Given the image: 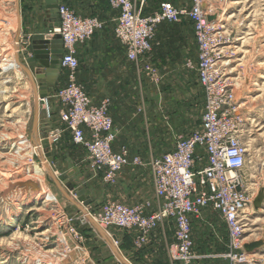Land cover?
<instances>
[{"label": "rangeland", "instance_id": "374dc122", "mask_svg": "<svg viewBox=\"0 0 264 264\" xmlns=\"http://www.w3.org/2000/svg\"><path fill=\"white\" fill-rule=\"evenodd\" d=\"M22 2L20 19L18 0H0V264H93L101 258L123 264L106 239L96 242L98 229L90 219L83 221L85 214L68 201L53 181L43 151H35L31 145L37 99L23 70L21 74L17 67L5 69L18 50L16 39L21 28L17 18L23 22L25 12ZM162 2L177 8L191 4V0H146L145 13L154 12ZM210 2L218 13L217 62L234 91L232 115L242 121L239 136L248 150L244 175L255 194L248 209L244 252L255 260L254 264H264V0ZM187 23L188 18L183 17L180 23L158 26L149 53L198 55L196 42L182 37ZM128 67L129 83L124 97L130 111L135 113L137 109L143 123L148 124L143 136L136 139L146 150L130 154V160L133 163L139 158L143 164H151L153 159L171 152L179 137L200 128L206 97L197 82L196 70L187 68L188 73L183 75L160 74L161 80L156 82L141 64L130 62ZM104 99L111 103L110 97ZM41 104L45 110L41 111L39 138L51 140L49 151L59 174L79 176L82 188L90 194L100 191V206L114 201L106 196L112 186L94 180L91 160L69 135L56 133L51 119L54 116L50 118L46 105ZM49 106L53 113L52 103ZM37 165L44 170L42 178L34 172ZM45 193L54 195L56 201L44 198ZM71 195L77 199L75 192ZM91 205L88 208L96 210ZM203 216L204 220L193 226L196 252L208 256L209 264H231L226 258L231 250L224 220L210 209ZM73 230L83 237L82 241L75 238ZM109 233L117 237L120 252L125 255V244L130 243L125 237L128 233L119 228H111ZM254 243L262 245L248 252L246 245ZM79 246L84 251L77 250Z\"/></svg>", "mask_w": 264, "mask_h": 264}, {"label": "built area", "instance_id": "2783aa9c", "mask_svg": "<svg viewBox=\"0 0 264 264\" xmlns=\"http://www.w3.org/2000/svg\"><path fill=\"white\" fill-rule=\"evenodd\" d=\"M110 4L119 11L115 34L126 48L128 60L141 64L156 82L161 80L160 73L149 53L156 29L164 22L180 23L183 17L188 18L194 27L198 55L196 61L186 62V68L196 70L206 103L200 128L179 137L171 152L152 160L154 201L136 205L107 201L97 210L87 208L89 217L109 232L111 228H119L133 234L137 249L149 243L156 229L172 221L176 229L173 260L200 264L193 226L203 221L205 210L210 209L222 217L228 230L231 252L226 258L231 264H254L255 260L244 252V246L248 209L255 194L244 175L248 150L239 136L242 121L232 115L234 91L217 62L218 18L213 22L208 20L210 15H218L216 9L210 0H192L188 8L162 2L156 11L145 15L146 0H110ZM104 26L99 18L80 16L69 4L60 2L59 26L51 31L49 38L59 35L63 40L60 68L67 72L66 84L56 94L59 120L64 126L56 133L69 132L74 144L87 151L96 175H102L104 182L114 187L122 170L131 164L130 153L125 146L115 147L110 100L93 102L79 81L77 57V46L91 40ZM41 103L47 105L51 118L49 101L41 100ZM133 164L143 163L137 158ZM154 202L156 210H153ZM89 217L85 214L83 221L88 222ZM72 233L82 241L77 232ZM77 250L84 248L79 246Z\"/></svg>", "mask_w": 264, "mask_h": 264}, {"label": "crops", "instance_id": "0c3cea01", "mask_svg": "<svg viewBox=\"0 0 264 264\" xmlns=\"http://www.w3.org/2000/svg\"><path fill=\"white\" fill-rule=\"evenodd\" d=\"M60 2L69 4L80 16L97 17L104 22L105 27L101 32L95 34L92 40L77 46V57L80 62L79 81L86 87L87 92L95 104H100L105 97L111 98L110 114L114 121V132L116 135L115 147L119 148L125 146L128 148L130 154L143 153L146 148L137 144L136 139L143 136L142 132L146 130L145 126L147 122L143 123L144 121L140 118L137 109L135 113L130 111L131 107L124 97V90H126L127 84L129 83L126 78L128 77V66L131 61L127 58L126 48L115 34L119 11L112 8L110 0H60ZM23 5L22 9L24 7L25 12L23 13L21 30L22 45L19 46V52L22 51L26 38L35 31L43 29L50 21V15L49 11L46 9L45 0H24ZM145 9L146 6L144 8L145 15L153 13L146 14ZM166 23L169 22H164L162 24L164 25ZM162 24L159 26L160 28ZM184 26L188 28L186 32L182 33V37L186 36L187 38L185 37V39L188 42L190 39L193 43L196 42L193 24L190 22ZM151 58L152 63L158 68L160 74L183 75L188 73L186 70L187 60H196L197 53H151ZM18 69L20 70L19 73L22 74V69ZM60 70L61 72L55 89L50 92L48 100L49 104L52 103L54 117L51 119L53 120L52 127L55 131L64 127L59 120L60 105L56 98V94L59 89L66 84L67 72L61 68ZM25 75L31 85L32 93L36 101V99L38 100V89L34 88L30 76L26 73ZM163 79L165 78L163 77ZM197 82L201 89H203L199 83L198 76ZM42 84L43 82H37L38 86ZM171 132L173 134V129ZM63 134L69 135L72 139L69 132H64ZM76 147L83 150L89 159L88 153L84 148L79 146ZM56 152H59V149L56 150ZM55 175L57 176L58 174ZM94 180L98 183L101 182L105 184L102 175L94 176ZM71 181H73L77 188L83 189L79 176L71 177ZM100 195V191L97 190L93 194L87 191V196L94 201L91 206L96 210L100 208L99 201L102 197ZM71 196L73 200L78 202L73 195ZM106 196L114 201L130 205L140 204L145 201H154L153 171L150 164L145 163L136 165L131 163L129 166L125 167L119 175L118 185L110 187ZM79 205L82 204L79 203ZM75 207L79 209L76 205ZM156 209L157 204L154 202L153 210ZM173 229L175 230V225L172 221L161 225L152 233L149 243L142 249L135 248L133 234L128 233L125 237H129L130 243L125 244L126 250L124 252L126 256H123L132 264H182L179 261H174L172 258L171 251L176 244V236ZM105 231L112 236L107 230ZM102 237L104 236L100 232L99 235L95 237L98 244H100ZM111 250L114 253L112 247ZM196 254L201 256L200 264H209L208 256L201 255V253L198 252H196ZM93 264L114 263L112 261H104L103 258H101L97 262L94 261Z\"/></svg>", "mask_w": 264, "mask_h": 264}, {"label": "water", "instance_id": "95a60500", "mask_svg": "<svg viewBox=\"0 0 264 264\" xmlns=\"http://www.w3.org/2000/svg\"><path fill=\"white\" fill-rule=\"evenodd\" d=\"M45 2L46 9L49 11L50 15V21L48 24L43 29L35 31L32 35H29L26 38L21 52H19V46L22 45L21 31L16 39V46L18 48L16 53L18 65L23 72L30 76L34 88L38 89L37 97L40 105H37L35 111L32 142L36 149L41 148L45 151L48 164L53 169V172L58 174L56 177L53 172L50 171V175L63 195L71 203L79 207L81 212L87 214L86 208H88L93 202L92 199L87 196V189L83 188L76 191V186L73 181H71L72 175L68 173L59 174L58 167L54 163L53 154L49 151L51 149L49 139H39L40 116L43 109L41 100L48 101L50 92L55 89V85L61 72L60 65L64 54V43L61 37L56 35L53 38H49L51 31L59 26L60 0H45ZM17 8L20 9V0H18ZM217 18L218 15H210L208 20L213 22L217 20ZM20 30H22V22ZM37 82H43V84L38 86ZM73 192H75L78 202L73 200L71 196V193ZM79 203L82 205H79ZM90 219L92 220V218ZM94 226L102 234L100 226L95 224ZM113 240L115 242L118 241L116 236H113ZM261 245L262 243H254L246 245L245 249L248 252H252L255 248H260ZM111 247L114 253H118L123 264H132L119 252V245L118 247L114 245Z\"/></svg>", "mask_w": 264, "mask_h": 264}, {"label": "bare ground", "instance_id": "6f19581e", "mask_svg": "<svg viewBox=\"0 0 264 264\" xmlns=\"http://www.w3.org/2000/svg\"><path fill=\"white\" fill-rule=\"evenodd\" d=\"M18 11V14H19V16L21 17V15H20V10L19 9H17ZM19 17V18H20ZM19 18H17L18 19V25H20V28H21V18L19 19ZM19 22H20V24H19ZM17 47V46H16ZM18 49V48H17ZM7 65H5V69H13V68H16L17 67V69L18 68H20L19 67V65H18V62H17V56L16 55H13V59L11 60V61H7ZM21 69V68H20ZM37 104H36V107H37V105H40L39 103H38V100H37V102H36ZM39 139H41V138H39ZM51 140L49 139V142H50ZM31 145H32V147H33V149L35 150V151H40V150H42L41 148H38V149H36V147H35V145L33 144V143H31ZM50 145H51V142H50ZM43 151V156L45 157V160L47 161V159H46V154H45V151L44 150H42ZM42 158V157H41ZM48 164V162L47 163H45V166H46V168H47V170L49 171V173H50V171L51 172H53V169L51 168V166L50 165H47ZM34 172L39 176V178H42L43 176H44V170L42 169V168H40L38 165L37 166H35L34 168ZM53 174H54V176H56L55 174H57L56 172H53ZM58 176V175H57ZM56 176V177H57ZM44 194V193H43ZM42 195H40L38 198H40ZM43 197L44 198H47L48 200H50V201H56V197L54 196V195H52V194H50V193H45V195H43ZM36 198V197H35ZM37 198V199H38ZM88 217H89V214L87 213L86 214ZM250 216V215H249ZM90 218H92V217H89L88 219H90ZM91 220V219H90ZM95 225H98L97 224V222L95 221V219H93L92 218V220H91ZM101 230H102V235L104 236L103 237V239H106L107 241H108V243L110 244V246H112V245H114L115 244V241L113 240V236H111L110 237V234H108L105 230H103L102 228H101ZM115 246V245H114ZM120 252V251H119ZM121 253V252H120ZM116 254V256L119 258V260L121 261V259H120V257H119V255H118V253H115ZM123 255V254H122ZM254 260V259H253ZM41 264V263H40ZM45 264V263H44Z\"/></svg>", "mask_w": 264, "mask_h": 264}]
</instances>
